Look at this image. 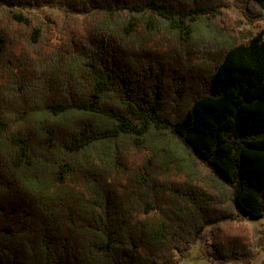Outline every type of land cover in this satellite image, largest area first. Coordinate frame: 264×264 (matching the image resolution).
Returning a JSON list of instances; mask_svg holds the SVG:
<instances>
[{
	"label": "trees",
	"instance_id": "16d2710c",
	"mask_svg": "<svg viewBox=\"0 0 264 264\" xmlns=\"http://www.w3.org/2000/svg\"><path fill=\"white\" fill-rule=\"evenodd\" d=\"M224 4L0 0V264H178L209 225L250 264L264 31Z\"/></svg>",
	"mask_w": 264,
	"mask_h": 264
},
{
	"label": "rangeland",
	"instance_id": "374dc122",
	"mask_svg": "<svg viewBox=\"0 0 264 264\" xmlns=\"http://www.w3.org/2000/svg\"><path fill=\"white\" fill-rule=\"evenodd\" d=\"M223 11L230 15L239 25L240 30L248 37L264 31V16H252L248 10L246 0H226ZM68 8L56 5L41 6L34 11L41 14L43 19L50 14H64ZM49 23V21H47ZM243 223L247 224L252 232L254 241H261L264 230V219L252 218L247 215H241ZM213 225L207 226L202 236L192 246L188 257L182 259L178 264H221L214 261L209 251L212 250ZM264 240V239H263ZM256 256L251 260L250 264H264V242L255 249ZM223 264H244L241 262H227Z\"/></svg>",
	"mask_w": 264,
	"mask_h": 264
}]
</instances>
